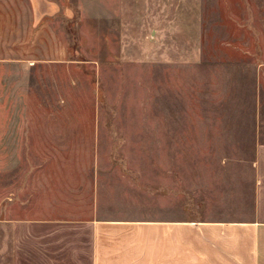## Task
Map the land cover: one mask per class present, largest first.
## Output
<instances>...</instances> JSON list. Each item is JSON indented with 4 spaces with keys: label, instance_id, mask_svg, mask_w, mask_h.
Returning <instances> with one entry per match:
<instances>
[{
    "label": "rangeland",
    "instance_id": "374dc122",
    "mask_svg": "<svg viewBox=\"0 0 264 264\" xmlns=\"http://www.w3.org/2000/svg\"><path fill=\"white\" fill-rule=\"evenodd\" d=\"M46 1L21 59L0 55V264H19L35 220L94 203L251 211L264 0Z\"/></svg>",
    "mask_w": 264,
    "mask_h": 264
},
{
    "label": "crops",
    "instance_id": "0c3cea01",
    "mask_svg": "<svg viewBox=\"0 0 264 264\" xmlns=\"http://www.w3.org/2000/svg\"><path fill=\"white\" fill-rule=\"evenodd\" d=\"M48 5L0 0V55L21 59ZM258 116L253 206L235 214L242 218H173L172 211L130 218L94 203L84 218L35 220V240L15 246L19 264H264V114Z\"/></svg>",
    "mask_w": 264,
    "mask_h": 264
}]
</instances>
